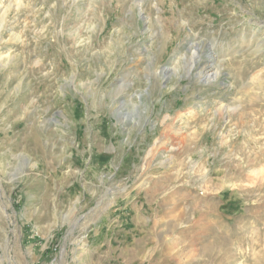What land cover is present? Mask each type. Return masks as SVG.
<instances>
[{"label":"rangeland","instance_id":"rangeland-1","mask_svg":"<svg viewBox=\"0 0 264 264\" xmlns=\"http://www.w3.org/2000/svg\"><path fill=\"white\" fill-rule=\"evenodd\" d=\"M2 10L0 264H264V0Z\"/></svg>","mask_w":264,"mask_h":264},{"label":"bare ground","instance_id":"bare-ground-1","mask_svg":"<svg viewBox=\"0 0 264 264\" xmlns=\"http://www.w3.org/2000/svg\"><path fill=\"white\" fill-rule=\"evenodd\" d=\"M17 1H18V0H17ZM14 4H15V3H14ZM18 5H19V2H17V5H16L17 8L20 6V5H19V6H18ZM21 5H22V4H21ZM1 9H2V8H1ZM6 13H7V11H3V10H2V12H1V14H0V29L2 28V23H4L3 20H4V18H5L4 15H6ZM219 63H220V62H219ZM211 73H212V72H211ZM212 74H213V73H212ZM207 77H209V75H207ZM257 173H258V172H257Z\"/></svg>","mask_w":264,"mask_h":264}]
</instances>
